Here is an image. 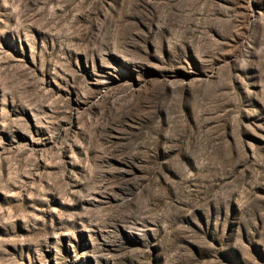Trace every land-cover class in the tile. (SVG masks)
<instances>
[{"label":"rangeland","instance_id":"rangeland-1","mask_svg":"<svg viewBox=\"0 0 264 264\" xmlns=\"http://www.w3.org/2000/svg\"><path fill=\"white\" fill-rule=\"evenodd\" d=\"M0 264H264V0H0Z\"/></svg>","mask_w":264,"mask_h":264}]
</instances>
